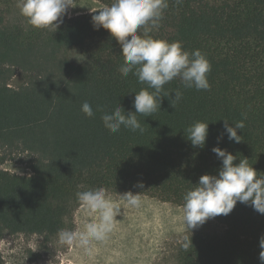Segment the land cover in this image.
<instances>
[{
	"label": "trees",
	"instance_id": "1",
	"mask_svg": "<svg viewBox=\"0 0 264 264\" xmlns=\"http://www.w3.org/2000/svg\"><path fill=\"white\" fill-rule=\"evenodd\" d=\"M15 3L0 0V165L14 161L29 173L0 169V241L37 236L41 247L30 261L42 259L58 230L73 229L77 191L141 192L182 207L200 176L217 174L215 146L236 156V164L247 158L264 174V0H168L159 27L149 35L179 41L189 53L200 50L211 64L210 90L184 88L174 78L163 86L160 110L137 114L142 133L123 126L112 133L103 126V113L119 104L125 114L135 112L132 92L147 85L118 71L120 45L107 30L93 28L96 12L72 17L67 12L56 30L34 28L23 16L12 19ZM17 72L27 81L15 89L10 81ZM177 88L183 97L174 109L169 102L174 93H167ZM84 102L93 117L81 111ZM242 113L247 118L236 143L228 139L223 120L234 124ZM194 121L208 123L203 147L186 139L185 129ZM209 219L224 232L186 235L176 248V264H261L264 214L237 202L227 216Z\"/></svg>",
	"mask_w": 264,
	"mask_h": 264
},
{
	"label": "clouds",
	"instance_id": "2",
	"mask_svg": "<svg viewBox=\"0 0 264 264\" xmlns=\"http://www.w3.org/2000/svg\"><path fill=\"white\" fill-rule=\"evenodd\" d=\"M177 4L182 0H175ZM169 6L168 0H113L110 5L93 11L91 18L94 29L103 28L120 45L123 63L118 71L127 77L132 73L141 84V88L134 93L133 107L135 112H127L120 104L111 112H104L101 116L103 126L112 133L120 131L121 127L136 132H143L137 114L144 117L151 116L160 110V93L163 86L174 78H179L184 88L210 90L207 74L211 71V64L200 50L191 53L182 49L179 41L171 42L155 39L149 35L153 28L159 27L163 19L164 10ZM16 7L28 25L34 28L57 29L63 22V17L72 8V0H17ZM143 29L140 34L139 30ZM152 89L153 91H149ZM170 98V106L175 109L182 99L183 92L177 88ZM81 111L87 117H93L92 106L84 102ZM97 111H103L98 107ZM243 119L230 124L223 120L224 131L229 140L236 143L242 141L237 130L245 127ZM186 139L193 147H203L208 135V123L194 121L185 129ZM222 139L218 136L217 140ZM212 152L221 161L217 174H204L196 184H192L183 196L182 221L187 232L203 225L209 218L227 216L234 209L237 202L251 205L259 214H264V174L258 173L248 159L243 158L234 163L237 157L218 146ZM143 188L142 182L136 185ZM83 187V186H81ZM76 199L81 210L88 216L94 217L84 223L82 230L60 229L57 232V243L61 246H79L88 250L93 241H103L112 231L116 217L120 213L118 203L108 197L103 187L77 191ZM120 199L131 207L141 206V192L127 191L119 195ZM191 245V239L186 238ZM259 260L264 264V234L259 238Z\"/></svg>",
	"mask_w": 264,
	"mask_h": 264
},
{
	"label": "rangeland",
	"instance_id": "3",
	"mask_svg": "<svg viewBox=\"0 0 264 264\" xmlns=\"http://www.w3.org/2000/svg\"><path fill=\"white\" fill-rule=\"evenodd\" d=\"M16 3L13 20L22 17ZM72 6L68 10V17L90 13L104 5L96 0H72ZM26 81V77L17 72L10 86L18 89ZM0 169L21 175L29 173L24 165L14 161L5 162L0 165ZM107 195L119 204L120 213L105 240L93 241L89 249L85 250L79 246H61L56 239L49 246L50 251L43 253L42 259L31 262L32 253L40 250L41 239L37 236H7L0 241L3 264H176V248L186 235H219L225 230L220 223L208 219L190 233L182 221V207L141 196V206L137 208L122 201L120 194ZM92 219L94 217L86 215L81 207L77 208L73 215L72 230H82L84 223Z\"/></svg>",
	"mask_w": 264,
	"mask_h": 264
},
{
	"label": "crops",
	"instance_id": "4",
	"mask_svg": "<svg viewBox=\"0 0 264 264\" xmlns=\"http://www.w3.org/2000/svg\"><path fill=\"white\" fill-rule=\"evenodd\" d=\"M145 197V196H144ZM149 198V197H148Z\"/></svg>",
	"mask_w": 264,
	"mask_h": 264
}]
</instances>
